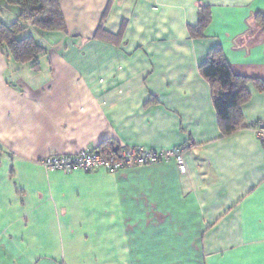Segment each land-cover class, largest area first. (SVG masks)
Instances as JSON below:
<instances>
[{"label":"crops","instance_id":"1","mask_svg":"<svg viewBox=\"0 0 264 264\" xmlns=\"http://www.w3.org/2000/svg\"><path fill=\"white\" fill-rule=\"evenodd\" d=\"M61 5L66 31H26L47 48L38 69L0 47V264H264V0ZM18 19L0 2V21ZM216 47L249 79L229 134L200 70ZM110 147H186L187 172L40 164Z\"/></svg>","mask_w":264,"mask_h":264},{"label":"trees","instance_id":"2","mask_svg":"<svg viewBox=\"0 0 264 264\" xmlns=\"http://www.w3.org/2000/svg\"><path fill=\"white\" fill-rule=\"evenodd\" d=\"M61 1L0 0L1 3L19 8L18 20L12 23L0 21V47L8 58L20 64H31L37 69L40 67V58L46 54L47 48L26 31L29 27L41 32L66 31L67 25ZM199 16L198 25L191 28L192 36L195 38L205 35L210 21L208 7H200ZM257 18L264 25V14L258 13ZM200 70L211 85L223 133L236 131L242 125L241 106L250 98L247 90L249 79L233 72L220 47L211 51Z\"/></svg>","mask_w":264,"mask_h":264},{"label":"built area","instance_id":"3","mask_svg":"<svg viewBox=\"0 0 264 264\" xmlns=\"http://www.w3.org/2000/svg\"><path fill=\"white\" fill-rule=\"evenodd\" d=\"M254 128L264 146V123H257ZM115 148L118 150L115 151ZM185 150L186 147H176L166 151L149 150L143 147H114L106 150L85 149L74 154L50 155L40 160V164L47 171H94L102 168L115 172L125 167L175 161L180 172L186 173L187 166L183 158Z\"/></svg>","mask_w":264,"mask_h":264},{"label":"water","instance_id":"4","mask_svg":"<svg viewBox=\"0 0 264 264\" xmlns=\"http://www.w3.org/2000/svg\"><path fill=\"white\" fill-rule=\"evenodd\" d=\"M118 150V148H115V151Z\"/></svg>","mask_w":264,"mask_h":264}]
</instances>
